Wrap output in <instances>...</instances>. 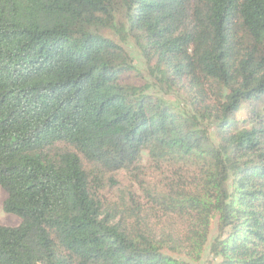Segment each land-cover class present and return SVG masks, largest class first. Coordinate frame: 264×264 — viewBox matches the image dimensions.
I'll return each instance as SVG.
<instances>
[{
    "label": "trees",
    "instance_id": "obj_1",
    "mask_svg": "<svg viewBox=\"0 0 264 264\" xmlns=\"http://www.w3.org/2000/svg\"><path fill=\"white\" fill-rule=\"evenodd\" d=\"M0 188V264H264V0H0Z\"/></svg>",
    "mask_w": 264,
    "mask_h": 264
},
{
    "label": "rangeland",
    "instance_id": "obj_2",
    "mask_svg": "<svg viewBox=\"0 0 264 264\" xmlns=\"http://www.w3.org/2000/svg\"><path fill=\"white\" fill-rule=\"evenodd\" d=\"M119 18L120 20H118L117 22H123L122 17ZM101 34L104 37L114 41L115 43H118V45L124 48L129 56L132 65L134 66V71L128 72L122 77V81L125 85L135 86L139 88L145 87L147 89V94L166 101L177 110H188V101L190 100V94L181 88L176 91L167 89L165 86L161 85L159 81H157L153 76H151L150 72L153 68V65H151V68H148L147 63L145 62L146 60L142 57L140 50L132 39H128L125 42H120L118 34L111 30H104ZM238 118L241 121L247 118V108L245 106L242 107ZM115 179L118 182V174L116 175ZM119 180L122 182L125 181L123 178H121V176ZM128 185L129 182L126 181V186ZM116 195H118V191H115L114 189L105 191L103 194L104 200L106 202L113 201L114 199L118 201V198L115 197ZM5 199L6 193L0 188V225L6 227H15L19 224L20 220L14 215L5 213L3 209ZM150 225V227L154 230L157 239H160L165 234H171L180 239L182 242L185 241L187 228L183 225L180 219L178 220L177 217L159 216L157 220L151 218ZM217 234V218H214L210 223L208 242L204 247L203 253H201L200 255V260L191 261L187 256H181L182 259H185L190 264H211L214 258L210 252V245Z\"/></svg>",
    "mask_w": 264,
    "mask_h": 264
}]
</instances>
